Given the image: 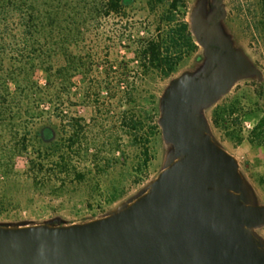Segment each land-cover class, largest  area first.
Returning <instances> with one entry per match:
<instances>
[{
  "label": "rangeland",
  "instance_id": "obj_1",
  "mask_svg": "<svg viewBox=\"0 0 264 264\" xmlns=\"http://www.w3.org/2000/svg\"><path fill=\"white\" fill-rule=\"evenodd\" d=\"M199 1L206 14L213 10V0H184L183 18L189 24ZM151 4L132 0L120 13L82 25L70 47L79 68L66 72L55 91L45 92L59 114L51 120V140L35 132L40 126H25V104L16 117L5 103L0 119V225H68L107 216L147 191L164 169L173 146L163 139L158 123L161 98L171 80L200 71L206 56L198 44L196 49L184 45L180 52L172 48L166 53L163 43L161 54L173 59L171 69L140 61L142 43L165 42L179 20L174 14L168 22L166 5ZM222 5L220 29L261 76L239 77L200 113L211 137L237 160L253 203L264 205V145L252 134L264 115L261 12L258 0H222ZM55 63L62 66L65 61L59 56ZM33 80L44 87L45 73L35 70ZM72 117L83 118V125L71 126ZM16 148L21 151L16 153ZM61 158L67 164L62 170L54 166ZM30 160L40 162L41 169L33 171ZM252 232L264 244V224Z\"/></svg>",
  "mask_w": 264,
  "mask_h": 264
},
{
  "label": "water",
  "instance_id": "obj_2",
  "mask_svg": "<svg viewBox=\"0 0 264 264\" xmlns=\"http://www.w3.org/2000/svg\"><path fill=\"white\" fill-rule=\"evenodd\" d=\"M199 1L190 31L206 56L170 81L158 123L173 152L147 191L107 216L68 225H0V264H264V224L237 160L200 113L241 76H261L219 27L222 0Z\"/></svg>",
  "mask_w": 264,
  "mask_h": 264
},
{
  "label": "trees",
  "instance_id": "obj_3",
  "mask_svg": "<svg viewBox=\"0 0 264 264\" xmlns=\"http://www.w3.org/2000/svg\"><path fill=\"white\" fill-rule=\"evenodd\" d=\"M148 1L152 6L166 5L168 22L172 21L174 14L179 16V20L175 28L170 26L165 42L153 39L144 41L137 57L143 63H157L164 70L171 69L173 59L161 54L163 43L166 44V53L172 48L180 52L184 45L192 49L198 47L189 23L183 18L184 0ZM131 2L132 0H0V119H3L5 113V103L16 117L21 116L25 104L29 114L25 126H40L35 132L41 139L51 140V120L59 119V114L56 102L45 92L55 91L62 85L66 72L73 74L79 68L78 59L72 54L70 47L77 41L82 25L93 18L120 13ZM258 4L261 12L259 24L264 31V0H258ZM255 27L259 29L258 26ZM59 56L65 61L62 66L55 63ZM6 61L8 66H5ZM37 69L45 73L44 87L33 80ZM41 90L43 93H39ZM42 103L44 105L40 106ZM71 121V126L83 125V118L72 117ZM252 134L259 144L264 145V115L253 127ZM70 144H74V136L70 138ZM20 149L16 148V153ZM22 149L26 150L27 147L23 146ZM40 165V162L33 160L29 162L33 171L40 170ZM66 165L63 158L54 163L61 170Z\"/></svg>",
  "mask_w": 264,
  "mask_h": 264
}]
</instances>
